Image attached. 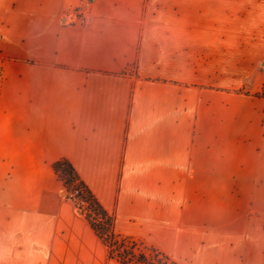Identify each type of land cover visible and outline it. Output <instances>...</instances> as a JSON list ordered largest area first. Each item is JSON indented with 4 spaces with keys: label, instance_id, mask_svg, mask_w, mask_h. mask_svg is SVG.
<instances>
[{
    "label": "crops",
    "instance_id": "0c3cea01",
    "mask_svg": "<svg viewBox=\"0 0 264 264\" xmlns=\"http://www.w3.org/2000/svg\"><path fill=\"white\" fill-rule=\"evenodd\" d=\"M78 2L0 0V264H120L59 160L119 236L175 264H264L240 218L264 163V0H94L71 23Z\"/></svg>",
    "mask_w": 264,
    "mask_h": 264
},
{
    "label": "trees",
    "instance_id": "16d2710c",
    "mask_svg": "<svg viewBox=\"0 0 264 264\" xmlns=\"http://www.w3.org/2000/svg\"><path fill=\"white\" fill-rule=\"evenodd\" d=\"M57 180L71 201L88 222L95 235L105 245L110 259L120 264H175L156 249L114 231L113 218L102 208L88 187L66 160L52 164Z\"/></svg>",
    "mask_w": 264,
    "mask_h": 264
},
{
    "label": "rangeland",
    "instance_id": "374dc122",
    "mask_svg": "<svg viewBox=\"0 0 264 264\" xmlns=\"http://www.w3.org/2000/svg\"><path fill=\"white\" fill-rule=\"evenodd\" d=\"M241 92V91H240ZM256 96H264V89ZM253 168L255 176V194L248 197L249 207L246 205V197L240 196V218L253 220L257 231H264V163L259 159L249 165ZM65 194V192H64ZM252 202H251V201Z\"/></svg>",
    "mask_w": 264,
    "mask_h": 264
},
{
    "label": "built area",
    "instance_id": "2783aa9c",
    "mask_svg": "<svg viewBox=\"0 0 264 264\" xmlns=\"http://www.w3.org/2000/svg\"><path fill=\"white\" fill-rule=\"evenodd\" d=\"M93 3L94 0H79L77 6L70 14V22H73L72 19L82 23L88 22Z\"/></svg>",
    "mask_w": 264,
    "mask_h": 264
}]
</instances>
